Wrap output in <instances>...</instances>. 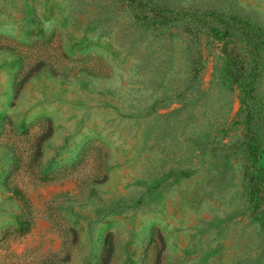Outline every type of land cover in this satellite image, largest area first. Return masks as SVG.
I'll list each match as a JSON object with an SVG mask.
<instances>
[{"label": "rangeland", "instance_id": "rangeland-1", "mask_svg": "<svg viewBox=\"0 0 264 264\" xmlns=\"http://www.w3.org/2000/svg\"><path fill=\"white\" fill-rule=\"evenodd\" d=\"M137 1L264 30V0ZM130 9L0 0V264H264V49L203 35L193 75Z\"/></svg>", "mask_w": 264, "mask_h": 264}, {"label": "trees", "instance_id": "trees-1", "mask_svg": "<svg viewBox=\"0 0 264 264\" xmlns=\"http://www.w3.org/2000/svg\"><path fill=\"white\" fill-rule=\"evenodd\" d=\"M126 1L131 8L132 15L139 22L157 29L172 27L185 34L193 75H197L202 69L199 46L203 35L218 41L235 39L256 54L264 49V30L257 31L249 27L245 28L235 18L226 19L215 13H204L198 10H168L153 4L147 5V3L137 0ZM132 4H135L134 8L131 7ZM251 158L254 164L258 162L259 157L255 149H252ZM247 184L248 199L253 208V215L262 217L264 215V179L251 176ZM108 252L107 258L110 255ZM107 258L104 259L103 264L108 263Z\"/></svg>", "mask_w": 264, "mask_h": 264}]
</instances>
